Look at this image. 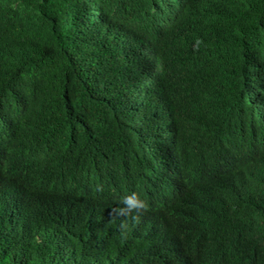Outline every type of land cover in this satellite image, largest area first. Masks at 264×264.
Instances as JSON below:
<instances>
[{"label": "trees", "instance_id": "trees-1", "mask_svg": "<svg viewBox=\"0 0 264 264\" xmlns=\"http://www.w3.org/2000/svg\"><path fill=\"white\" fill-rule=\"evenodd\" d=\"M263 141L264 0H0V264H264Z\"/></svg>", "mask_w": 264, "mask_h": 264}, {"label": "clouds", "instance_id": "clouds-1", "mask_svg": "<svg viewBox=\"0 0 264 264\" xmlns=\"http://www.w3.org/2000/svg\"><path fill=\"white\" fill-rule=\"evenodd\" d=\"M199 41H196V44L199 45ZM155 97L164 100V95H162L159 91V89L156 88V93ZM259 150H264V141L260 143L259 145ZM264 170V164L262 165V171ZM231 182H228V186L230 185ZM227 196H231L235 194V190H226L223 192ZM120 204L122 207L118 209V215L121 216H128L132 212H137L142 209L146 208L145 202L140 198V195L136 192H131L128 194H125L121 200Z\"/></svg>", "mask_w": 264, "mask_h": 264}]
</instances>
